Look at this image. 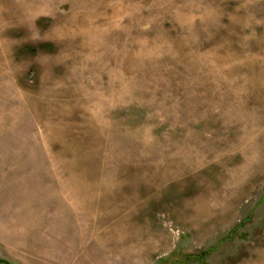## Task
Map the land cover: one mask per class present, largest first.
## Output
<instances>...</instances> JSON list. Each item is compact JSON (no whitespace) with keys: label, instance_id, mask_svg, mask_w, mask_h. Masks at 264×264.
<instances>
[{"label":"rangeland","instance_id":"374dc122","mask_svg":"<svg viewBox=\"0 0 264 264\" xmlns=\"http://www.w3.org/2000/svg\"><path fill=\"white\" fill-rule=\"evenodd\" d=\"M0 264H264V0H0Z\"/></svg>","mask_w":264,"mask_h":264}]
</instances>
